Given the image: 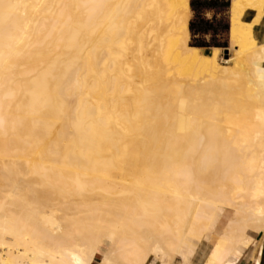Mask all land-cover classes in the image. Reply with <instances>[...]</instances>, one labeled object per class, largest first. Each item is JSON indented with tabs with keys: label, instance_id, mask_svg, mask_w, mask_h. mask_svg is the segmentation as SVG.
Masks as SVG:
<instances>
[{
	"label": "bare ground",
	"instance_id": "1",
	"mask_svg": "<svg viewBox=\"0 0 264 264\" xmlns=\"http://www.w3.org/2000/svg\"><path fill=\"white\" fill-rule=\"evenodd\" d=\"M190 2L0 0V264H173L205 236L225 264L264 231V0H230L225 58Z\"/></svg>",
	"mask_w": 264,
	"mask_h": 264
},
{
	"label": "crops",
	"instance_id": "2",
	"mask_svg": "<svg viewBox=\"0 0 264 264\" xmlns=\"http://www.w3.org/2000/svg\"><path fill=\"white\" fill-rule=\"evenodd\" d=\"M191 1H193V0H191ZM194 1H195L196 6L198 7V10L194 11L192 9L193 16H192L191 20H195V19L200 18V19H204V20L209 21V22H214L215 24H217V23H223V24L229 23V11H228L229 7L222 9L220 6H218V4L213 5V6H208V7H201V4H200L201 1H208L209 2L211 0H194ZM214 1H216V0H214ZM218 1L222 2L223 0H218ZM225 1H227V0H225ZM255 16H256V13L254 11H247L244 18L247 21H251L255 18ZM254 33H255L257 40L260 43L264 42V14H263L262 18H260V21L254 26ZM227 35H228V33H227ZM197 36H200V35H197ZM212 36L213 35L211 32L204 35V37L207 40L210 39ZM220 36H221V34L218 35V37H220ZM220 48H222V47H220ZM224 212H226V210ZM218 217H220V215H218V211H217V213L213 219L212 224L214 223V221H216V218H218ZM216 227H218V226H216ZM252 236L254 237L255 240L251 244V246L248 248L243 247V246L238 247L230 255V257L227 259L225 264H264V238H263L264 237V231L254 233V234H252ZM202 240H205V241H202ZM212 246H213V244H212ZM212 246H211V248H212ZM211 248H209V241L207 240L206 237H204L201 240L187 239L184 247L182 248V250L179 251V253L175 257L179 256L183 260H189L192 258L191 264H204L207 257H208V254H209ZM154 264H156V263H154Z\"/></svg>",
	"mask_w": 264,
	"mask_h": 264
},
{
	"label": "trees",
	"instance_id": "3",
	"mask_svg": "<svg viewBox=\"0 0 264 264\" xmlns=\"http://www.w3.org/2000/svg\"><path fill=\"white\" fill-rule=\"evenodd\" d=\"M218 2V3H217ZM191 7L194 11L198 10V7L195 4V1L190 2ZM201 7H208L217 5L220 6L222 9L228 8L230 5V1L223 0L222 2H219L218 0L214 1H201L200 2ZM223 20V19H222ZM191 36H192V45L198 47L199 49H206L209 50L212 47H222L227 48L228 47V39H227V33L229 31V23L223 24V23H217L209 22L204 19H195L190 21L189 25ZM212 33V37L210 39H206L204 37L207 33ZM221 34L220 37L218 35ZM200 35V36H197Z\"/></svg>",
	"mask_w": 264,
	"mask_h": 264
},
{
	"label": "rangeland",
	"instance_id": "4",
	"mask_svg": "<svg viewBox=\"0 0 264 264\" xmlns=\"http://www.w3.org/2000/svg\"><path fill=\"white\" fill-rule=\"evenodd\" d=\"M192 16H193V11H192ZM192 19V18H191ZM227 37V39H228V47L227 48H223L222 49V53H221V58H225L226 57V54H225V49H229V36L227 35L226 36ZM190 43H192V36L190 35ZM202 52H204V53H211V50L212 49H209V50H206V49H200ZM230 54V52H228V55ZM112 171L113 172H117V171H119V169H116V168H112ZM225 211V209H220V210H218V215H220V217H218V218H216V221H214V225L215 226H218V230H220L225 224H226V222L228 221V219H229V217L231 216V212H230V210H226V212H224ZM252 234H254V232H252ZM206 237V236H205ZM187 239H191L190 237H188ZM186 239V240H187ZM203 239V238H202ZM202 241H205V240H202ZM201 241V242H202ZM200 242V243H201ZM199 243V244H200ZM198 244V245H199ZM212 242H209V248H211V246H212ZM198 248V247H197ZM154 256H152L151 258H150V262H149V264H151V262H152V264H154V263H156V258H154ZM152 260V261H151ZM191 262H192V258L191 259H189V260H183L181 257H179V256H177V257H175L174 258V261H173V264H191Z\"/></svg>",
	"mask_w": 264,
	"mask_h": 264
},
{
	"label": "water",
	"instance_id": "5",
	"mask_svg": "<svg viewBox=\"0 0 264 264\" xmlns=\"http://www.w3.org/2000/svg\"><path fill=\"white\" fill-rule=\"evenodd\" d=\"M228 49H225V54H226V56H228Z\"/></svg>",
	"mask_w": 264,
	"mask_h": 264
}]
</instances>
